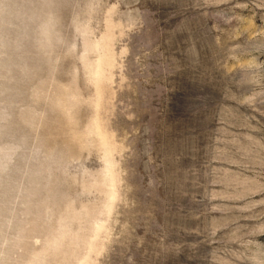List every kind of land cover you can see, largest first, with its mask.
<instances>
[{
    "label": "rangeland",
    "instance_id": "374dc122",
    "mask_svg": "<svg viewBox=\"0 0 264 264\" xmlns=\"http://www.w3.org/2000/svg\"><path fill=\"white\" fill-rule=\"evenodd\" d=\"M0 264H264V0H0Z\"/></svg>",
    "mask_w": 264,
    "mask_h": 264
}]
</instances>
